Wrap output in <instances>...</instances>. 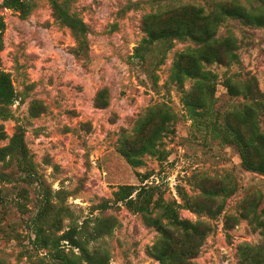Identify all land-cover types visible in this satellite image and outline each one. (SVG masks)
<instances>
[{
    "label": "rangeland",
    "instance_id": "1",
    "mask_svg": "<svg viewBox=\"0 0 264 264\" xmlns=\"http://www.w3.org/2000/svg\"><path fill=\"white\" fill-rule=\"evenodd\" d=\"M27 1L23 13L0 0V77L13 94L0 115V264H87L81 244L105 264H162L142 188L209 227L194 264H264V173L222 133L247 101L229 93V77H255L264 92V25L221 22L217 35L237 37L239 61L205 64L217 75L213 105L190 109L196 79L176 64L197 45L173 28L191 19L189 5L232 0ZM238 1L264 10V0ZM50 238L58 249L44 246Z\"/></svg>",
    "mask_w": 264,
    "mask_h": 264
},
{
    "label": "trees",
    "instance_id": "2",
    "mask_svg": "<svg viewBox=\"0 0 264 264\" xmlns=\"http://www.w3.org/2000/svg\"><path fill=\"white\" fill-rule=\"evenodd\" d=\"M5 3L9 7L21 9L23 13H26L27 7L30 8L27 0H5ZM186 11L191 19L188 22H178L173 31L177 37L191 38L197 46L189 47L181 53L180 58L181 60L186 59V65L181 67L180 60L176 64L177 72L182 77L196 79L192 91L186 97L189 108L194 109L197 106L210 108L213 105L217 75L213 71L207 70L205 64L216 61L230 65L239 61L237 37L234 34L225 37L218 36V27L228 17L264 25V10L255 11L238 0H232L231 3L216 2L214 7L209 10L193 4L187 6ZM62 16L64 22L71 26L76 33L83 32V24L77 17L67 12H64ZM0 23L3 27L4 22L1 19ZM6 79L4 76L0 77V115L5 104L13 98L12 91H7L8 80ZM227 87L232 96L242 95L247 101L229 113L234 115V122L231 120V124L226 123L224 128L221 125H215L214 132H218L222 128L224 139L233 140L241 146L242 160L245 166L264 173V131L261 128L259 116H257L261 110L264 112V92L255 77L245 80L229 77ZM194 96L201 97V99L195 100ZM122 189L129 190V195L133 192L132 186H123ZM214 193L218 194L217 191L206 194L214 195ZM154 194V192L142 188L139 197L141 195L142 211L148 213L151 210H157L155 217L149 218L158 226L161 233L155 246L156 256L162 264H194L191 259L196 255L209 227L203 229L202 222L192 223L189 220L181 219L173 202L165 200L162 195L154 199ZM48 210L46 206H43L35 219L37 241H40L42 227L47 223ZM165 219L167 223L164 222ZM261 225L264 230V220ZM49 242L57 244L55 249H58L59 241L56 238H50L44 246H47ZM80 246L82 249L81 258L85 263L105 264V259L99 251H92L88 245L81 244ZM62 259V264H68L66 258L62 257Z\"/></svg>",
    "mask_w": 264,
    "mask_h": 264
}]
</instances>
